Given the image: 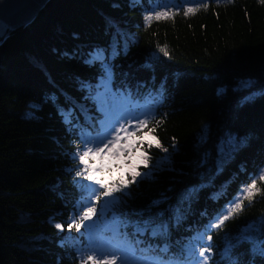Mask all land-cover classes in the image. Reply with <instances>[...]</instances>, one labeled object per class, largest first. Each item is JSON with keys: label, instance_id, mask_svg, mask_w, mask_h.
<instances>
[{"label": "trees", "instance_id": "16d2710c", "mask_svg": "<svg viewBox=\"0 0 264 264\" xmlns=\"http://www.w3.org/2000/svg\"><path fill=\"white\" fill-rule=\"evenodd\" d=\"M188 7L199 10L184 15ZM153 10L175 15L146 23ZM105 65L112 91L146 102L151 123L139 134L142 163L130 161L119 203L101 216L102 197L93 219L110 221L115 213L121 221L167 224L158 236L118 229L136 254L163 264H186L184 246L203 232L196 250L211 235L209 264H229L221 258L226 244L264 221L262 193L220 228L204 231L264 169L261 0H50L31 24L0 40V264H80L87 254L84 227L68 224L88 203L75 173L85 137L99 131ZM229 135L245 143L222 155ZM132 173H139L135 181ZM189 189L195 192L184 198ZM250 249L238 244L232 258L264 264Z\"/></svg>", "mask_w": 264, "mask_h": 264}, {"label": "snow or ice", "instance_id": "6c2138e0", "mask_svg": "<svg viewBox=\"0 0 264 264\" xmlns=\"http://www.w3.org/2000/svg\"><path fill=\"white\" fill-rule=\"evenodd\" d=\"M185 2H191V0H185ZM231 2V0H229ZM264 3V0H261ZM202 7L207 9V4H202ZM165 8H167V3H165ZM198 8L188 7L184 10V15H188L191 13H195L198 11ZM175 15V13H170L168 10L165 11H154L152 14L146 15L144 17L146 23H151L152 20H160V19H167L170 16ZM3 26L0 25V34H3ZM160 51L163 52L165 55H168V51L166 47L160 48ZM99 52L91 54L90 60L86 62H92L99 57ZM104 80H107L109 83L111 82V69L110 66H104ZM247 85H250V81L244 82ZM221 92L223 90H220ZM109 95L113 97V101L110 107H103L102 110L105 112V122L109 123L110 132L106 133L104 136L98 137L96 141H92L90 139H86L85 148L82 152L78 154V160L84 167L76 171L75 175L77 177H82L85 180L89 181L88 184H83L77 182V187L82 192V199L87 198V205L83 208H80L79 215L75 219H71L68 228L72 229L75 227L76 231L79 232L82 227H84V222L87 220H91L97 214V208L95 206L96 202H99L102 197L112 199H105L104 205L101 208V216H103L104 212L109 208L110 205H114L119 203V197H113V193L116 191H120L122 187L127 186L128 182L121 181L119 185L113 186L109 185L104 182L103 179L98 178L94 173L99 171L103 172L107 167L104 164H101L98 168L93 167V165L88 163L87 158H90L94 155H101L105 153V150L108 152H112V149L115 148L117 145L121 143L124 137L121 135L122 133H127L129 139L136 135L135 131L128 132V128L124 125L119 123L120 115L119 113L123 110V102L126 101L128 103L131 102V94H128L127 97L123 93L113 94L109 92ZM119 97V99H117ZM32 107H36L33 105ZM29 115H31L29 113ZM111 121H115L116 124H119V127H115L114 124H111ZM151 121L148 119H141L138 121L136 128L142 129L150 124ZM159 121L156 122V126L159 125ZM131 126V124H129ZM103 127V125H102ZM155 132V126L150 128L148 133L145 135H150L151 133ZM155 139V137H153ZM95 143V147L88 146L89 144ZM245 143L244 140L237 141V138L229 135L226 140L223 142L221 147V154H224V149L226 148L228 152L235 151L237 147L243 145ZM131 146L130 143H125L122 148L117 149L115 155H119L122 151H127L128 148ZM157 146H160L157 141ZM151 147V144H149ZM166 151V149H165ZM147 159V157H144ZM167 159V158H165ZM219 168V162H218ZM139 173H132L131 178L132 181H135L136 176ZM151 175L150 173L148 174ZM257 180L260 182H264V169L260 170V175L258 178L252 179L251 183L247 184L243 187L240 193L230 202L229 205H226L223 209H221L220 213L216 215L215 220L218 222H209L206 226L204 231L207 232L212 228H220L225 221L232 218L234 215L238 214L239 212L244 210V202L248 201L249 204L253 201L254 197L257 194L264 193V189H261L258 186ZM98 186V187H97ZM102 189V191H101ZM195 192V189H189L186 193L184 198H188L191 194ZM128 195V193H125ZM162 201H153V206L160 204ZM77 207L79 208L80 205L78 203ZM180 209L177 208L175 210V218L177 222L180 219ZM126 215V214H125ZM163 213H156V216H162ZM113 220L116 224V227L112 229L113 235L111 239L107 238H97L95 236L94 230L98 227L99 222L96 224H90L87 226V234H88V244L89 250L88 254L84 255L81 260L80 264H137L135 260V250L125 244L124 241L120 239L119 235V227H128L131 226L134 229L135 233H139L143 235L146 232H150L152 236L158 235H166L167 234V224L163 223H156L153 217H149V219L140 221H121L120 217L116 216L113 213ZM257 224L260 225L259 228V235H257ZM56 228L63 229V225L56 224ZM205 240L204 233H198L195 237H193L188 243L184 246L183 251H185L188 255V260L186 264H209V256L206 253H210L212 251V246L210 244L212 240L211 235H207L206 241L208 242L207 246L202 247L197 251V243L203 242ZM137 244L140 241L136 242ZM242 243H249L251 246V251L254 255H259L260 257H264V221L254 222L250 224L248 228L241 231L240 235L235 238V243L229 242L226 244L223 252L221 253V258H227L229 264H238V261L232 258V249L238 244ZM161 251H167V245H165L164 249ZM202 258V259H197ZM143 264H163L162 261H149L145 260Z\"/></svg>", "mask_w": 264, "mask_h": 264}, {"label": "rangeland", "instance_id": "374dc122", "mask_svg": "<svg viewBox=\"0 0 264 264\" xmlns=\"http://www.w3.org/2000/svg\"><path fill=\"white\" fill-rule=\"evenodd\" d=\"M160 11H165V10H160ZM243 84L245 83L243 82ZM99 87H100V91L96 95V102H97L98 110L102 114V118L99 120V125H100L99 131L92 134L90 133L89 135L86 136L87 139H90L92 141H96L98 137L104 136L106 133L110 132V126L108 122H105V112L102 110V108L110 107L112 104L113 97L109 95V92L116 94L112 91L111 82L109 83L107 80L102 79ZM123 94L125 95V97L128 96L125 93ZM117 99H119V97H117ZM119 115H120L119 123L124 124L128 128V132L135 131L136 135L129 139L127 133H122L121 135L124 137V139L121 141L119 145H117L115 148L112 149V152H108V150H105V153L101 155H94L92 156L93 160H88V163L96 168H98L101 164L107 166L103 172L97 171L94 174L98 178L103 179L105 183L113 186L119 185L121 181L127 182L126 181L127 175L129 169L131 168V164H129L131 160L136 161L137 163H142V152L139 149L140 148L139 141L141 137H139V134L144 130L145 127L142 129H137L136 125L139 120L150 118L149 112H146V102L141 101L139 99L134 100L132 96L130 103L126 101L123 102V110L119 113ZM111 124H114L115 127L117 128L119 127V124H116L115 121H111ZM129 124H131V126H129ZM145 139H147L148 142H152V138L150 135H146ZM126 142L131 144L128 150L120 152L119 155H115L117 149L122 148ZM88 146L95 147L96 144L92 143L89 144ZM83 167L84 165L82 164V168ZM79 182L83 184L90 183L89 181L85 180L82 177H79ZM125 187L127 186H124V188ZM117 192L118 191L113 193V197H116ZM103 199H104L103 200L104 203L105 199H112V197L103 198ZM97 222H99V224L98 227L94 230L95 236L97 238L111 239L110 237H106L103 234H105L106 232L113 233L112 229L116 227L114 220L101 222L92 218L91 220H87L84 222V230L87 232V226L90 224H96ZM125 244L128 245L127 243ZM88 250L89 248L87 249V254H88ZM197 259H202V258H197ZM135 260L137 261V264H143L145 260L157 262V260H155L152 257L148 258L143 255L140 256L136 253H135Z\"/></svg>", "mask_w": 264, "mask_h": 264}, {"label": "water", "instance_id": "95a60500", "mask_svg": "<svg viewBox=\"0 0 264 264\" xmlns=\"http://www.w3.org/2000/svg\"><path fill=\"white\" fill-rule=\"evenodd\" d=\"M50 0H0V25L4 40L31 24Z\"/></svg>", "mask_w": 264, "mask_h": 264}]
</instances>
